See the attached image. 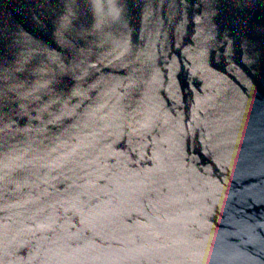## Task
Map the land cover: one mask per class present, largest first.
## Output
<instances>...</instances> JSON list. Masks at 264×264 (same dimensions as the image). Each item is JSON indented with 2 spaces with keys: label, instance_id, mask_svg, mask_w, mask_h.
I'll list each match as a JSON object with an SVG mask.
<instances>
[{
  "label": "water",
  "instance_id": "95a60500",
  "mask_svg": "<svg viewBox=\"0 0 264 264\" xmlns=\"http://www.w3.org/2000/svg\"><path fill=\"white\" fill-rule=\"evenodd\" d=\"M0 264H264V0H0Z\"/></svg>",
  "mask_w": 264,
  "mask_h": 264
}]
</instances>
